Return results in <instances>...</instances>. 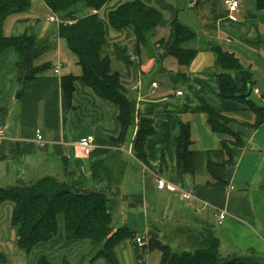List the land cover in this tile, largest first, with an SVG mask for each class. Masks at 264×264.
<instances>
[{"label":"crops","instance_id":"obj_1","mask_svg":"<svg viewBox=\"0 0 264 264\" xmlns=\"http://www.w3.org/2000/svg\"><path fill=\"white\" fill-rule=\"evenodd\" d=\"M130 1L110 0L98 12L99 17L106 23L108 12ZM139 1L160 14L150 42L140 46L136 53L130 29L116 31L107 26L102 51L110 59L111 72L119 75L126 88L134 115L152 121L154 133L144 142L151 169L145 168L131 155L135 128L130 130L125 144H116L113 138L119 130L117 108L95 96L79 79L74 82L68 105L61 79L67 76L78 78L81 69L64 40L58 37V26L67 22L66 14H52L43 0H29L30 7L26 12L7 16L3 34L6 37L34 35L46 40L51 44V50L36 58L33 64L36 67L48 64L49 68L37 80L20 87L16 53L12 49L0 52V127L5 132L0 143V181L29 182L46 175L73 181L88 175L89 179V167L93 161L116 153L122 161L129 156L136 161L139 171L141 166L146 172V182L151 190L142 181L140 189L134 193L124 194L119 186L122 196L129 199L141 196V200L130 203L122 198L116 202L111 221L114 230L125 227L134 234L144 230L149 238L152 237L148 227L150 216L157 217L162 202L175 196L177 201L171 205V210L177 219L190 227L209 226L213 229L216 213H226L220 226L221 235H226L231 245L224 249L226 254L223 256L254 254L264 257V239L258 233L262 225L254 214L249 189L264 165V124L255 128L256 116L246 105L218 96L220 74H227L239 89L242 78L238 71L224 72L217 62V54L211 50L218 47L232 54L241 67L251 73L253 91L257 90L252 94L264 101L260 90H264V8L259 9L256 0H238V11L234 14L236 22H231L223 0ZM71 12L76 18H82L90 11L77 5ZM50 17L56 21H49ZM173 21L193 33V38L181 45L182 49L194 52L185 65H180L176 57L167 52L168 49L164 53L163 45L159 44L169 39ZM187 44L190 45L185 47ZM116 45L126 47L130 63L118 59ZM113 63L117 67H113ZM152 82L157 83L153 94L150 92ZM17 91L20 92L18 99L15 98ZM171 91H181L182 95L176 97ZM201 104L228 119L229 129L244 141L243 148L231 146L228 135L211 130L206 115L198 110ZM182 124L190 129L192 174L179 172L177 168L176 139ZM37 131L42 137L40 142L35 139ZM87 136H93L94 148L89 156H84L77 143ZM222 143L231 149L232 165L225 163L228 156L222 151ZM154 173L177 189L190 191L193 197L181 200L178 193L158 191ZM148 205L155 207L157 212L151 213ZM60 219L57 218V225ZM129 242L124 240L116 249L125 250ZM132 242L135 244L134 240ZM79 244L64 240L62 221L56 237L33 251L71 252ZM143 251L141 249V253L136 254L137 264H144V260L141 263L138 259ZM5 260L4 264H9L6 256ZM129 264H132L130 260Z\"/></svg>","mask_w":264,"mask_h":264},{"label":"trees","instance_id":"obj_2","mask_svg":"<svg viewBox=\"0 0 264 264\" xmlns=\"http://www.w3.org/2000/svg\"><path fill=\"white\" fill-rule=\"evenodd\" d=\"M110 0H43L52 14H66L67 22L58 26V37L66 43L69 52L76 58V63L81 69V75L61 79V88L70 105L74 92V82L79 79L84 86L89 88L95 96L111 103L117 108L118 134L113 140L118 145L125 144L128 134L135 128L130 152L133 158L145 168L151 169L144 151V142L154 133L152 121L137 117L133 113L132 100L128 97L126 88L117 73L110 70V59L103 54L106 43V27L116 31L130 29L135 43V52L140 46L148 44L154 35L160 21V14L145 6L139 0H132L120 4L107 14L106 23L99 17L98 12ZM259 9L264 8V0H256ZM81 5L90 11L82 18H76L71 9ZM30 7L29 0H0V52L12 49L17 56L18 69L17 81L20 87L26 83L40 78L41 74L49 68L48 64L34 66V60L51 50L52 46L46 40L34 35H20L6 37L3 34V23L7 16L26 12ZM193 33L184 25L173 21L169 28V39L163 45V52H169L176 57L180 65L187 64L194 52L184 50L181 45L190 41ZM156 45V44H155ZM118 59L130 63L126 47L116 45ZM217 54V62L224 72L238 71L242 78V87H236L227 74H220L218 96L224 100H234L246 105L256 116L254 124L258 128L264 124V106L256 105L251 97L247 100L240 98L247 88L253 91L252 75L244 70L238 60L230 53L212 47ZM206 115L207 122L213 132H221L231 138V146L243 148L244 141L228 127V119L217 114L201 104L198 109ZM192 141L188 125L182 124L180 135L176 139V161L179 172L193 173ZM222 151L227 157L225 163L232 165L229 145L222 143ZM117 153L105 159L93 161L90 164V179L92 184H105L103 191L86 190L83 188V179L74 181L61 180L57 177L46 175L29 182H17L12 186L0 187V207L5 201L13 204L11 211V225L16 229L17 247L29 254L40 245L47 244L56 237L57 218L63 221L64 240L70 243L87 241L92 248L100 249L89 264L97 257H103L107 262L116 264L115 249L124 240H135L134 232L128 228L114 230L111 226L112 213L117 198L129 199L122 196L119 186L125 170L124 161L117 165ZM114 161V163H110ZM162 164L164 160L162 159ZM121 165V166H120ZM154 175H156L154 173ZM132 202L138 203L141 196H131ZM130 198V199H131ZM205 233L198 237L199 243L194 244L192 250L176 253L166 244L149 238L147 250L158 248L161 251L160 264H264V257L247 254L244 256H222L220 253V240L215 235L214 229L201 226ZM144 250V249H143ZM144 254V251H143ZM143 254L138 256L143 263ZM4 254L0 253V264L5 263ZM143 261V262H142ZM38 264H53L47 257H39ZM60 264H71L63 258Z\"/></svg>","mask_w":264,"mask_h":264},{"label":"rangeland","instance_id":"obj_3","mask_svg":"<svg viewBox=\"0 0 264 264\" xmlns=\"http://www.w3.org/2000/svg\"><path fill=\"white\" fill-rule=\"evenodd\" d=\"M190 44L185 45V47ZM113 67L116 65L113 63ZM117 67V66H116ZM160 82L164 83L162 78H159ZM264 94V90L260 89ZM16 94V93H15ZM251 100L258 106H264V101L260 100L256 94L251 95ZM263 159H264V151ZM118 159L117 165L120 164L122 159L117 157ZM114 163V161H110L109 164ZM125 170L123 173V177L121 180L120 188L126 193H134L136 189H140L141 181L145 184V186L150 189L149 184H147L146 172H144L140 166V171L138 169L137 163L129 156L124 157ZM119 166V165H118ZM121 166V165H120ZM258 179L254 182L250 187V200L252 203V208L255 216L257 217L259 223L262 225V228L258 231L259 235L264 239V165L261 167V171L257 175ZM61 180L62 178L59 177ZM83 188L86 190H94V191H103L104 186L102 184H92V182L88 179V175L86 178H83ZM145 179V180H144ZM6 180L0 181V187L12 186L15 183H5ZM149 183V182H148ZM166 193L165 191H163ZM160 192L159 194H162ZM120 193V192H119ZM149 192L147 191V195ZM176 195V194H175ZM120 198H117L119 200ZM131 199H128V202H132ZM177 201V198L169 197L167 200L163 201L162 208L159 207V214H156L157 217L149 218L148 227L152 232V238L158 240L162 244H166L170 247V249L176 253H182L183 251L192 250L193 243H199L198 237L202 236L205 233V230L201 227H190L189 224H184L183 222L176 218V216L172 212L171 205L173 206ZM169 203V205H166ZM149 204V202H148ZM116 206V205H115ZM170 206V208H169ZM13 204L10 201H5L1 204L0 207V253L4 254L9 261V264H38L39 257L45 256L48 260H50L53 264H60L61 259L64 256L69 259L71 264H89V261L95 257L96 253L100 249V246L91 247L89 246L87 241L80 243L76 248L73 247L71 252L57 251L56 253H52L47 249L43 250H35L26 254L22 250L17 247L15 233L16 229L11 225V210ZM150 212L152 213L155 207L151 208ZM157 212L156 210L154 213ZM62 225V220L60 219L58 222V228L60 229ZM221 225L213 226L215 235L219 238L221 244V253L226 254L224 249L227 246H230L229 238L226 235H221ZM113 228V227H112ZM135 237L145 238L146 233L144 230H140L135 234ZM128 250V251H127ZM141 249L137 247L134 242H129L127 244V248L116 249L115 256L117 263L116 264H129V260L132 264H137L136 254L140 252ZM254 255V254H253ZM161 262V251L158 248H154L151 251H148L146 248L144 249V264H160ZM92 264H113L107 262L103 257H97L93 260Z\"/></svg>","mask_w":264,"mask_h":264},{"label":"built area","instance_id":"obj_4","mask_svg":"<svg viewBox=\"0 0 264 264\" xmlns=\"http://www.w3.org/2000/svg\"><path fill=\"white\" fill-rule=\"evenodd\" d=\"M223 4L227 9L228 19L231 22H236L234 14L237 13L238 11L239 1L238 0H223ZM48 20L51 22L56 21L54 17H50ZM57 72L58 71L55 70V73ZM156 88H157V83L152 82L150 85L151 94L154 93ZM254 93H257V90H254ZM171 94L176 97H179L182 95V92L181 91H171ZM4 136H5L4 129L0 127V143ZM35 139L37 142H40L42 140V137L39 131L36 132ZM93 142H94L93 136H87L84 140H81L80 142L77 143V146H79L82 149L84 156H89L90 153L92 152L94 148ZM154 184H155V188L158 191H166L168 193H178L181 200H188L193 197V194L190 191H181L177 189L171 183L166 182L163 178L157 177L156 175H154ZM225 216H226V213L224 211H220L216 213V216H215L216 224L221 225ZM134 241L137 247L141 249H145L147 248L149 237L147 235L144 239L136 237Z\"/></svg>","mask_w":264,"mask_h":264},{"label":"water","instance_id":"obj_5","mask_svg":"<svg viewBox=\"0 0 264 264\" xmlns=\"http://www.w3.org/2000/svg\"><path fill=\"white\" fill-rule=\"evenodd\" d=\"M167 52L170 53L169 49L167 50ZM19 95H20V92L17 91L16 94H15V98L18 99ZM251 95H252V89L247 88L246 93L241 95L240 98L247 100V99H249L251 97Z\"/></svg>","mask_w":264,"mask_h":264}]
</instances>
